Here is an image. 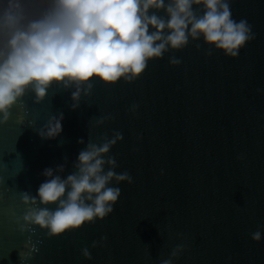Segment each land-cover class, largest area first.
<instances>
[{
    "label": "water",
    "instance_id": "95a60500",
    "mask_svg": "<svg viewBox=\"0 0 264 264\" xmlns=\"http://www.w3.org/2000/svg\"><path fill=\"white\" fill-rule=\"evenodd\" d=\"M231 10L255 33L237 58L215 48L209 57L202 38L190 40L150 61L132 83L94 80L76 110L75 89L58 86L40 104L29 91L11 110L0 124V264H160L182 242L187 248L173 264H264V0H231ZM172 56L182 63L171 66ZM60 114V135L42 139L39 131ZM109 115L115 119L95 126ZM117 131L123 140L110 155L132 183L113 182L121 189L113 213L59 237L36 226L21 233L22 193L37 196L44 170L65 157L66 178L89 133L99 142ZM258 229L257 243L251 234ZM27 243L38 252L22 261Z\"/></svg>",
    "mask_w": 264,
    "mask_h": 264
},
{
    "label": "clouds",
    "instance_id": "9594fccd",
    "mask_svg": "<svg viewBox=\"0 0 264 264\" xmlns=\"http://www.w3.org/2000/svg\"><path fill=\"white\" fill-rule=\"evenodd\" d=\"M200 8L203 14H198L196 9ZM161 11L167 19L156 14ZM201 38L209 48L207 56L215 48L226 57L237 58L255 39V33L247 19H233L231 0H0V124L9 121L11 110L29 91L34 94V103L40 104L53 86L74 88L71 98L76 110L82 96H91L94 80L105 85L122 79L132 83L150 61ZM196 48L199 51L200 44ZM181 63L175 56L169 59L171 66ZM137 107L133 105L131 111L135 113ZM114 119L100 116L95 126ZM62 120V114L59 118L51 116L39 131L41 138L59 136ZM122 140L118 131L111 138L101 136L99 142L89 133L86 147L66 178L60 173L65 171L67 157L65 164L45 169L46 180L37 196L22 193L27 211L20 232L36 226L46 230L50 238L59 237L111 215L121 196V189L113 182L132 183L128 172L116 171L117 160L110 155ZM78 143L85 142L81 138ZM49 205H56L55 210ZM261 238L259 229L251 234L254 242ZM106 239L102 237L100 243ZM27 244L28 251L20 253L22 261L38 252L35 245ZM97 246L94 241L92 247ZM186 248L183 242L176 245L160 264H173ZM81 254L92 259L87 248Z\"/></svg>",
    "mask_w": 264,
    "mask_h": 264
}]
</instances>
